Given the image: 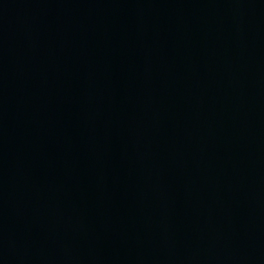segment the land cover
Masks as SVG:
<instances>
[{"label": "water", "instance_id": "95a60500", "mask_svg": "<svg viewBox=\"0 0 264 264\" xmlns=\"http://www.w3.org/2000/svg\"><path fill=\"white\" fill-rule=\"evenodd\" d=\"M0 264H264V0H0Z\"/></svg>", "mask_w": 264, "mask_h": 264}]
</instances>
